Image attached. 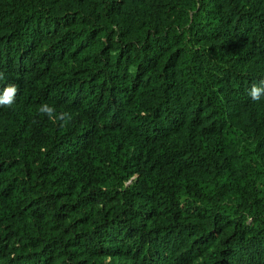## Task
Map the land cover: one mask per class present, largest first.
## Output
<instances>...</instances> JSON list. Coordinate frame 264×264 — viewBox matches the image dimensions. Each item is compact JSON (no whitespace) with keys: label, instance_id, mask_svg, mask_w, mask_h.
<instances>
[{"label":"trees","instance_id":"1","mask_svg":"<svg viewBox=\"0 0 264 264\" xmlns=\"http://www.w3.org/2000/svg\"><path fill=\"white\" fill-rule=\"evenodd\" d=\"M0 72V264H264V0H0Z\"/></svg>","mask_w":264,"mask_h":264},{"label":"clouds","instance_id":"2","mask_svg":"<svg viewBox=\"0 0 264 264\" xmlns=\"http://www.w3.org/2000/svg\"><path fill=\"white\" fill-rule=\"evenodd\" d=\"M5 74L0 72V81L5 80ZM18 86L13 83H8L6 86L0 87V107L11 108L16 102ZM250 97L255 101H260L264 98V80L260 84H253L249 90ZM40 115H46L53 123L61 122V126L67 124L71 120V114L68 112L56 113L55 108L47 103L38 107Z\"/></svg>","mask_w":264,"mask_h":264}]
</instances>
